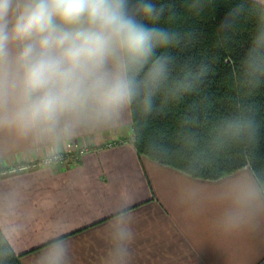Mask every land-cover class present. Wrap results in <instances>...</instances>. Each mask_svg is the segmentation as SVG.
<instances>
[{
    "label": "crops",
    "instance_id": "1",
    "mask_svg": "<svg viewBox=\"0 0 264 264\" xmlns=\"http://www.w3.org/2000/svg\"><path fill=\"white\" fill-rule=\"evenodd\" d=\"M131 137L129 105L55 145L0 131V230L21 264H45L53 241L63 264H264V194L249 167L193 177L139 155ZM53 148L86 151L11 170Z\"/></svg>",
    "mask_w": 264,
    "mask_h": 264
},
{
    "label": "clouds",
    "instance_id": "2",
    "mask_svg": "<svg viewBox=\"0 0 264 264\" xmlns=\"http://www.w3.org/2000/svg\"><path fill=\"white\" fill-rule=\"evenodd\" d=\"M254 6L259 47L264 0ZM174 9L165 0H0V131L55 145L77 125L111 120L142 92L150 107L169 62L156 53L178 39L165 26ZM52 243L45 264H63L66 250Z\"/></svg>",
    "mask_w": 264,
    "mask_h": 264
},
{
    "label": "trees",
    "instance_id": "3",
    "mask_svg": "<svg viewBox=\"0 0 264 264\" xmlns=\"http://www.w3.org/2000/svg\"><path fill=\"white\" fill-rule=\"evenodd\" d=\"M165 2L175 5L165 26L178 39L156 53L169 62L151 106L143 92L129 104L136 152L208 180L247 166L264 194V43H255L254 1ZM0 264H21L1 230Z\"/></svg>",
    "mask_w": 264,
    "mask_h": 264
},
{
    "label": "built area",
    "instance_id": "4",
    "mask_svg": "<svg viewBox=\"0 0 264 264\" xmlns=\"http://www.w3.org/2000/svg\"><path fill=\"white\" fill-rule=\"evenodd\" d=\"M85 151L86 148H79L78 150H73L72 152H63V151L50 152L44 155L43 157L34 160L31 163L17 165L11 170H24L27 168H32V167L35 168L38 166L49 165L52 163L63 164L68 157L77 156L78 154H81Z\"/></svg>",
    "mask_w": 264,
    "mask_h": 264
}]
</instances>
